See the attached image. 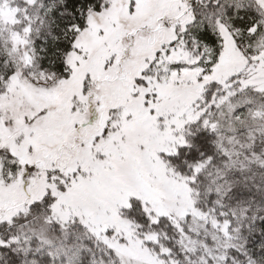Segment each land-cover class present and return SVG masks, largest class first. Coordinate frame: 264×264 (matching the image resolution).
Returning a JSON list of instances; mask_svg holds the SVG:
<instances>
[{
    "label": "snow or ice",
    "instance_id": "6c2138e0",
    "mask_svg": "<svg viewBox=\"0 0 264 264\" xmlns=\"http://www.w3.org/2000/svg\"><path fill=\"white\" fill-rule=\"evenodd\" d=\"M0 264H264V0H0Z\"/></svg>",
    "mask_w": 264,
    "mask_h": 264
}]
</instances>
